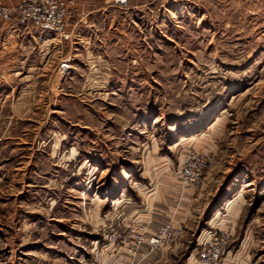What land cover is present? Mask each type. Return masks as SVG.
Masks as SVG:
<instances>
[{"label": "rangeland", "instance_id": "rangeland-1", "mask_svg": "<svg viewBox=\"0 0 264 264\" xmlns=\"http://www.w3.org/2000/svg\"><path fill=\"white\" fill-rule=\"evenodd\" d=\"M90 10L0 30V264H187L224 230V264H264V0Z\"/></svg>", "mask_w": 264, "mask_h": 264}, {"label": "built area", "instance_id": "built-area-1", "mask_svg": "<svg viewBox=\"0 0 264 264\" xmlns=\"http://www.w3.org/2000/svg\"><path fill=\"white\" fill-rule=\"evenodd\" d=\"M107 5L116 8H126L130 0H103ZM75 0H20L15 6H7L0 0V20L19 25H32L42 30L50 31L67 37L65 34L70 12L75 8ZM66 66V64H62ZM208 165L205 155L189 151L183 155L179 175L183 188H193L200 182L204 169ZM173 228L165 224L157 234L149 240L147 255L154 252L164 243L170 242L166 233ZM229 230L208 232L198 242L193 252L191 264H224L226 247L230 241ZM128 253H133V247L128 245ZM147 256H142V259ZM140 262V261H139ZM112 264H122L115 261Z\"/></svg>", "mask_w": 264, "mask_h": 264}, {"label": "crops", "instance_id": "crops-1", "mask_svg": "<svg viewBox=\"0 0 264 264\" xmlns=\"http://www.w3.org/2000/svg\"><path fill=\"white\" fill-rule=\"evenodd\" d=\"M3 3L7 6H15L17 5L20 0H2ZM93 2L94 0H75V3H76V6L75 8L70 12V16H69V19H68V28L67 30H69L70 32L73 31V29L75 28V26L81 21V19L83 18L82 16L84 15V13L90 8L93 7ZM87 9V10H86ZM91 11V10H90ZM17 24H15L13 21L9 22V23H6V22H3L2 20H0V30L2 29H8L11 30L14 28V26H16ZM8 35H12V33H10V31L7 32ZM154 195V194H153ZM151 196V194L149 195H146L145 198H144V201H146V204H148L149 206L154 203V198L152 197V199L149 201V197ZM154 200V201H153ZM119 203L122 202V199H119ZM119 203L116 204L115 203V206L118 207L119 206ZM148 206V207H149ZM145 217H143V215L140 214V217H143L144 219H146V214H144ZM205 234L207 233H204L203 236H205ZM203 236H200L198 238V241L199 239H201ZM235 259V256L233 257ZM231 261V260H229ZM193 262V253L189 256V259L188 261L186 262L187 264H191Z\"/></svg>", "mask_w": 264, "mask_h": 264}]
</instances>
